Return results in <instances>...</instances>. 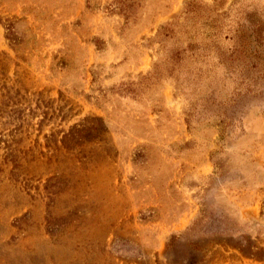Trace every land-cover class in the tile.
I'll return each mask as SVG.
<instances>
[{
  "label": "rangeland",
  "instance_id": "rangeland-1",
  "mask_svg": "<svg viewBox=\"0 0 264 264\" xmlns=\"http://www.w3.org/2000/svg\"><path fill=\"white\" fill-rule=\"evenodd\" d=\"M0 264H264V0H0Z\"/></svg>",
  "mask_w": 264,
  "mask_h": 264
}]
</instances>
